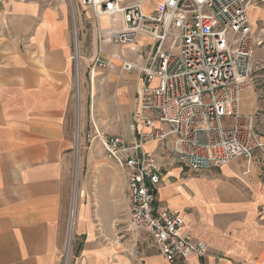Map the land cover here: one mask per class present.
Wrapping results in <instances>:
<instances>
[{
	"label": "crops",
	"instance_id": "1",
	"mask_svg": "<svg viewBox=\"0 0 264 264\" xmlns=\"http://www.w3.org/2000/svg\"><path fill=\"white\" fill-rule=\"evenodd\" d=\"M144 8L150 12L154 3L145 0ZM252 14L249 9L251 28ZM101 22L102 28L121 27L119 17H102ZM72 34L67 0H5L0 5V264H57L62 249L74 154ZM104 48L142 64L154 42L138 37L132 45L105 41ZM98 74L102 94L94 123L102 128L100 135L133 141L140 73L124 71L113 60ZM240 113L255 116L264 142V95L251 86L245 89ZM155 146L148 142L144 147ZM160 161L158 203L182 216L184 231L206 243V255L169 263L147 244L134 253V237L124 240L112 230L115 211L104 214L98 208L95 231L84 203L93 201L83 198L76 226L82 239L74 264H264V147L250 162L238 157L202 173ZM117 168L97 169L102 170L97 183L103 191L96 202H124L127 211L126 180ZM89 179L82 182L83 193L89 191Z\"/></svg>",
	"mask_w": 264,
	"mask_h": 264
},
{
	"label": "built area",
	"instance_id": "2",
	"mask_svg": "<svg viewBox=\"0 0 264 264\" xmlns=\"http://www.w3.org/2000/svg\"><path fill=\"white\" fill-rule=\"evenodd\" d=\"M79 1L92 8L96 20L91 73L118 60L122 70L136 69L141 75L135 139L100 135L97 128L93 136L126 180L128 216L119 235L134 237V253L147 244L169 263L192 255L202 258L206 243L184 231L180 214L158 203L160 158L202 173L238 157L250 162L264 147L254 128L255 116L240 113L254 66L251 0H153L150 12L145 0L129 5L123 0ZM117 13L121 27H101L102 16ZM138 37L154 42L142 64L104 48L105 41L132 45ZM148 142H155L154 150L144 147Z\"/></svg>",
	"mask_w": 264,
	"mask_h": 264
},
{
	"label": "rangeland",
	"instance_id": "3",
	"mask_svg": "<svg viewBox=\"0 0 264 264\" xmlns=\"http://www.w3.org/2000/svg\"><path fill=\"white\" fill-rule=\"evenodd\" d=\"M140 1L142 0H123L122 4L129 5ZM147 1L153 3V0ZM67 2L71 12L73 30V115L71 118V129L74 142V154L70 159L69 167V208L65 222L62 249L58 255L57 264H74L76 261L75 257H77V251L79 250L78 248L82 239V237L76 233L77 214L83 198L86 201H93L84 203L90 206L93 214V221H95L93 225L95 231L99 228L97 224L98 208L102 210L104 214H112L115 211L116 216L112 223V230L113 232H118V234L123 230L124 223L126 222L124 218L126 217L127 219V211L124 207V202H96L98 197H101V192L103 191L99 188V184L97 183L98 173L102 170L97 171V169L102 167L107 168L113 165L116 166L114 162L106 157L101 144L96 141V139H93L96 128L100 133L103 132L102 128L94 123L96 100L102 94L100 93V83L98 82V68L92 71L94 72V82H92L93 73H91L92 63L97 54L96 20L91 7L81 5L79 0H67ZM249 9L250 14L254 13L252 15L255 17L254 20L251 18L253 30L251 52L254 66L250 76V86L257 93L261 92V94L264 95V17L261 18L259 16L260 12H264V2H260V0H251ZM118 17L122 18L121 15L113 16L114 21H117ZM99 23H102L101 18ZM102 90L105 91L104 88ZM254 128L259 134L255 127V122ZM88 177L91 182L89 191L83 193L82 182L85 180L87 181ZM106 177L107 176L103 177L105 182H107ZM103 178H101V181H103ZM72 209L74 210V215L71 219L70 212Z\"/></svg>",
	"mask_w": 264,
	"mask_h": 264
},
{
	"label": "bare ground",
	"instance_id": "4",
	"mask_svg": "<svg viewBox=\"0 0 264 264\" xmlns=\"http://www.w3.org/2000/svg\"><path fill=\"white\" fill-rule=\"evenodd\" d=\"M115 15H119V14L117 13V14H115ZM115 15H113V16H115ZM113 16H102V17H113ZM102 17H101V18H102ZM76 52H77V50H76ZM93 75H94V72H93ZM73 215H74V210L72 209L71 212H70V217H71V219H72Z\"/></svg>",
	"mask_w": 264,
	"mask_h": 264
}]
</instances>
